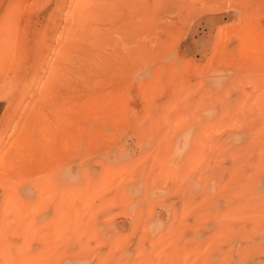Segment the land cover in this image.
Masks as SVG:
<instances>
[{
  "label": "rangeland",
  "instance_id": "rangeland-1",
  "mask_svg": "<svg viewBox=\"0 0 264 264\" xmlns=\"http://www.w3.org/2000/svg\"><path fill=\"white\" fill-rule=\"evenodd\" d=\"M0 264H264V0H0Z\"/></svg>",
  "mask_w": 264,
  "mask_h": 264
}]
</instances>
